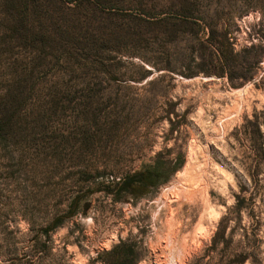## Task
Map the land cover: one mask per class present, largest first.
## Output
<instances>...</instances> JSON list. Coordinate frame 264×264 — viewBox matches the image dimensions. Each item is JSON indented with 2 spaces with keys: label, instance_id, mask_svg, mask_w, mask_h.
Instances as JSON below:
<instances>
[{
  "label": "rangeland",
  "instance_id": "1",
  "mask_svg": "<svg viewBox=\"0 0 264 264\" xmlns=\"http://www.w3.org/2000/svg\"><path fill=\"white\" fill-rule=\"evenodd\" d=\"M211 30L257 46L253 81L181 74ZM262 76L264 0H0V264H120L121 241L137 264H225L246 231L264 264V157L242 132ZM218 231L229 250L208 252Z\"/></svg>",
  "mask_w": 264,
  "mask_h": 264
},
{
  "label": "trees",
  "instance_id": "2",
  "mask_svg": "<svg viewBox=\"0 0 264 264\" xmlns=\"http://www.w3.org/2000/svg\"><path fill=\"white\" fill-rule=\"evenodd\" d=\"M175 20L178 21L179 24L189 23L196 25L199 29H202L201 31L203 33H207V28L205 29L207 25H204L203 27L199 24L197 18L179 16L176 17ZM217 35H219L227 45L214 42V36ZM231 40L232 37H230L229 33L223 32L217 34L211 30L209 39L203 42L200 41L201 45L208 50V53L205 54L204 57H201V61L206 64V68H203V70H199L195 73L181 72V74L186 77H192L202 72L207 76L217 75L219 77H226L229 84L234 88L241 87L246 83L253 81L257 74V70L252 68V65L258 64L260 61V58L252 55V52L256 50L257 46L253 44L250 47H245L237 51ZM215 43H217L218 46H216L217 44ZM255 85L258 87L262 86L264 88V76H262L259 81H255ZM242 129L243 134L246 135L251 142V148L256 155V159H259L260 157L262 159V157H264V110L255 113L252 119L246 120V124L242 126ZM160 182L159 168L154 167L133 175H128L124 182V188H130V191H132L131 194H140L145 192L144 190L147 187L157 186ZM236 200L233 212L236 213L238 219H241V212L245 207L246 199L236 196ZM75 207L76 206L73 204L70 206V215L75 212ZM62 220V217L56 218L52 226L60 224ZM231 220L232 216H225L222 218L220 226L223 223L228 224ZM52 226L49 227V229H51ZM44 232L48 233V230H45ZM225 233L223 232V234H221L219 231L216 233L208 252L215 250L220 244H224L226 246L225 251L229 250L230 239L229 237H226ZM243 236L244 239L240 241L237 246L236 252L232 256L233 258L230 259L224 256L222 259L225 264H246L248 262L251 264H259L258 250L256 246H253L255 240H253L252 237H254V234L246 231ZM127 242L128 241H121L120 244L115 246L109 252H106V254H116L121 251V249L127 248L124 255V261H121L120 264H137L139 258L135 256L134 245Z\"/></svg>",
  "mask_w": 264,
  "mask_h": 264
}]
</instances>
